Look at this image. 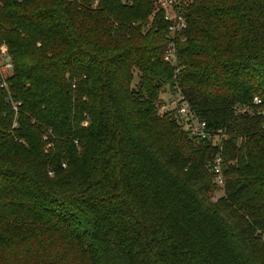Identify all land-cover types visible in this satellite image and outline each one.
I'll list each match as a JSON object with an SVG mask.
<instances>
[{
  "label": "trees",
  "instance_id": "trees-1",
  "mask_svg": "<svg viewBox=\"0 0 264 264\" xmlns=\"http://www.w3.org/2000/svg\"><path fill=\"white\" fill-rule=\"evenodd\" d=\"M189 1L175 72L154 0H0V264H264V0Z\"/></svg>",
  "mask_w": 264,
  "mask_h": 264
},
{
  "label": "built area",
  "instance_id": "built-area-1",
  "mask_svg": "<svg viewBox=\"0 0 264 264\" xmlns=\"http://www.w3.org/2000/svg\"><path fill=\"white\" fill-rule=\"evenodd\" d=\"M130 3V0H124ZM189 0H154L155 12H161L163 19L167 22L168 33L173 37L169 42L163 59L175 67V72L178 71V57L175 53L174 38L179 37L187 27L185 9L189 4ZM0 66L3 69L11 68L10 59L7 55V48L4 44L0 45ZM173 108H176L177 114L182 117L183 129L189 131L191 135L205 137V123L196 122L194 113L188 108L187 102L183 99L179 92L173 96ZM164 108V107H163ZM219 157L214 161V178L217 185H222L223 176L221 174Z\"/></svg>",
  "mask_w": 264,
  "mask_h": 264
},
{
  "label": "rangeland",
  "instance_id": "rangeland-1",
  "mask_svg": "<svg viewBox=\"0 0 264 264\" xmlns=\"http://www.w3.org/2000/svg\"><path fill=\"white\" fill-rule=\"evenodd\" d=\"M155 6V4H154ZM5 70V69H3ZM8 71V70H6ZM173 94L171 95L170 93H165V94H162V97L164 99V104L163 106H161V109L163 110H168V109H172L174 106H173ZM164 107V108H163ZM221 193V191L219 189H215L213 190V194H216V195H219Z\"/></svg>",
  "mask_w": 264,
  "mask_h": 264
}]
</instances>
